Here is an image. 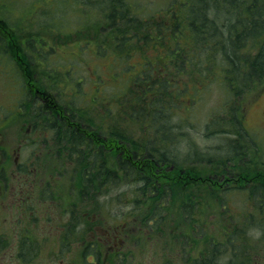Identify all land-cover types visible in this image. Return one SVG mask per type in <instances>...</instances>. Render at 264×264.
<instances>
[{"label":"trees","instance_id":"obj_1","mask_svg":"<svg viewBox=\"0 0 264 264\" xmlns=\"http://www.w3.org/2000/svg\"><path fill=\"white\" fill-rule=\"evenodd\" d=\"M58 1L61 5L41 2L42 32L66 35L74 26V31L85 28L84 19L76 23L69 18V12L80 15L70 2L91 6L88 18L94 12L104 16L91 24L89 34L69 46L77 51L68 66L51 63L54 45L45 35L30 34L21 40L41 64V92L58 89L69 103L54 107V101L41 98V106L33 107L29 102L56 134L58 148L65 149L63 156L76 161L73 178L77 183L83 181L81 195L98 196L117 184H128L120 192L127 202L140 203L139 198L146 197L145 204L155 209L148 211L155 212L157 202H165L172 192V196L182 197L180 205L188 214L194 203L206 205L201 198L207 197L208 204L228 212L219 211V219H214L221 229L218 233H208L206 222L200 238L185 232L183 237L192 240L189 243H209L200 250L201 255L188 257L187 264H264V243L260 242L264 235L255 239L248 232L252 216L262 219L264 213L237 218L232 209L237 199L255 201L262 209L264 188L259 182L264 173L248 174L239 179L248 184L239 185V181H230L233 171L222 168L224 177L216 171L217 165L227 164V158L202 169L208 153L200 149L190 131L203 130L208 135L235 128L245 135L244 98L264 84V0H172L148 16L140 13L135 0ZM36 6L19 12L33 16ZM67 6L70 10L65 15ZM10 13L17 14L7 0H0V19L9 26ZM82 56L87 59L85 66ZM87 56L108 59L110 75L92 67ZM216 88L221 105L201 113L199 98L204 93L212 96ZM183 149H187L185 154ZM246 152L247 148L241 153ZM180 173L189 176L190 183L183 184ZM218 185L225 188L216 189ZM45 190L44 198L49 195L48 187ZM68 209L60 230L61 252L73 251L79 222L76 204ZM38 219V215L32 216L34 225L25 224L19 232L15 248L21 264L34 262L40 254ZM102 238H81L84 259L80 264L118 263L119 252L108 257L109 250L104 249L108 243ZM10 246V239L0 230V255ZM163 264L174 263L166 260Z\"/></svg>","mask_w":264,"mask_h":264},{"label":"rangeland","instance_id":"obj_2","mask_svg":"<svg viewBox=\"0 0 264 264\" xmlns=\"http://www.w3.org/2000/svg\"><path fill=\"white\" fill-rule=\"evenodd\" d=\"M7 1L17 14L10 13L11 26L0 19V37L3 40L0 42V230L10 239L11 246L0 255V264H21L15 245L22 226L34 225L35 221L31 218L35 215H38L37 227L41 230V249L34 261L35 264H80L84 259L81 254L84 244H79L83 236L94 241L96 237L106 239L104 242L108 244L104 249L109 250L108 257L114 252H119L118 263L122 261L124 264H163L166 260L174 264H187L188 257L201 255L200 250L209 243L203 240L197 244V241L189 243L190 239L184 238L183 235L188 232L200 238L205 222L208 233H218L221 229L217 228L218 223L214 225L213 222L214 219H219L217 213L228 212L226 209H216L208 204L209 200L206 197L201 198L206 205L194 203V206H191L192 213L188 214L180 205L182 197L176 198L171 192L165 202H157L158 210L153 212L155 209L145 204L148 199L146 197L139 198L140 203L127 202L125 193L120 194V192L125 187H130L128 184L122 186L117 184L111 187L109 192L99 193L98 196L88 194L82 196L80 188L83 181L77 183V179L73 178L76 161L63 156L65 149L58 148L59 145L55 140L57 136L53 130H49L43 124L41 111L35 113L29 104L31 102L27 96L29 94L34 97L33 103L40 100L41 93L36 92L35 89L41 90V64L36 63L38 61L32 57L29 48L21 40H25L30 34L45 35L54 45L50 56L51 63L61 67L62 64L68 66L67 62L77 51V47L69 48V46L74 40L89 34L88 29L100 17L99 13L94 12L88 18L91 6L70 2L80 15L69 12V6L65 7L64 14L69 12V18L76 23L84 19L85 28L74 31V26L73 30L65 29L66 35H60L57 31H41V2L61 5L58 4L61 1ZM171 1L135 0V3H138L136 6L140 9V13L148 16L149 13L166 8ZM32 4H37L35 8H38L35 9L36 13L33 16L19 12V9H25ZM5 26L12 29H7ZM4 33L10 34V37L6 38ZM87 58L90 59L92 67L96 65L103 70V75L106 77L110 75L108 59L101 60L90 56ZM86 62L87 59L83 57L81 64L85 66ZM23 70L26 77L23 75ZM91 76L94 74L91 73ZM26 79L32 84L33 93L27 90ZM88 85L89 82L85 87ZM51 90L48 88L47 92L55 101V105L66 107L69 104L64 94L60 95L58 89L55 92ZM211 93L212 96L204 93L199 98L198 107L201 113L210 106L215 108L216 104L217 107L221 105L218 89ZM241 117L245 135L238 134L235 128H231L228 132H214L208 135L203 130H190L192 138L200 149L208 153L204 156L202 169H208L210 163L227 158L225 168L217 165L216 171L221 177L226 175L222 174V168L233 171L230 181H234L235 184L239 181V185L248 184L239 180L244 179L248 174L256 175L259 171L264 173V84L246 94L241 107ZM245 148L247 152L242 155L241 152ZM186 151L187 149H183L184 154ZM209 156L214 160H210ZM3 164L7 168L6 179L2 178ZM18 170L21 172L28 170V174L19 173ZM202 171L205 173V170ZM183 173H180L183 179L185 178L183 184L187 185L190 183L188 179L191 178ZM259 183L264 188V179ZM46 187L49 196L44 198ZM218 187L225 188L224 185H218L216 189ZM73 203L76 204L79 212V222L76 223L78 227L73 241L74 249L73 251L65 249V252H61L62 249H58L60 230L66 212H70L68 208H71ZM232 206L237 218L250 216L252 213H264V204L260 210L255 201L245 203L237 199ZM149 209L153 211H148ZM223 217L228 218L227 215ZM192 220L194 221L190 223ZM106 228H114L115 231L109 233ZM263 228L264 217L262 219L257 217L255 220L252 216L248 225V232L252 238L257 239L261 234L264 235ZM105 235L107 238L104 237ZM260 242L264 243V241Z\"/></svg>","mask_w":264,"mask_h":264},{"label":"flooded vegetation","instance_id":"obj_3","mask_svg":"<svg viewBox=\"0 0 264 264\" xmlns=\"http://www.w3.org/2000/svg\"><path fill=\"white\" fill-rule=\"evenodd\" d=\"M36 92H38V90H36ZM39 101H41V96H40V100Z\"/></svg>","mask_w":264,"mask_h":264}]
</instances>
